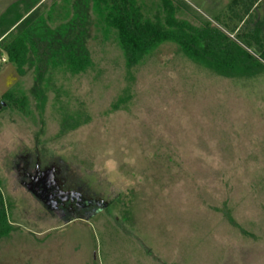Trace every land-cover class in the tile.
Here are the masks:
<instances>
[{
    "label": "rangeland",
    "instance_id": "rangeland-1",
    "mask_svg": "<svg viewBox=\"0 0 264 264\" xmlns=\"http://www.w3.org/2000/svg\"><path fill=\"white\" fill-rule=\"evenodd\" d=\"M232 2L133 0L218 72L172 40L135 53L109 0H0V41L29 39L19 68L0 44V264H264V0ZM37 165L100 204L52 211L22 184Z\"/></svg>",
    "mask_w": 264,
    "mask_h": 264
},
{
    "label": "trees",
    "instance_id": "trees-1",
    "mask_svg": "<svg viewBox=\"0 0 264 264\" xmlns=\"http://www.w3.org/2000/svg\"><path fill=\"white\" fill-rule=\"evenodd\" d=\"M259 1L260 0H233L230 9L232 10L231 12L236 16L239 15L238 12H242V14L245 15ZM108 4H110L112 7V12H117V19L124 31L127 43L135 53H148L160 42L164 40H172L179 43L182 49L188 55L201 59L202 62L206 63L208 68L218 72L227 71L229 69L228 64L232 63L231 59L228 61L227 59H220L215 53L209 50V47H206V45H202L200 48H198V41L193 35L187 34L182 30H167L163 25H159L157 27H153L152 25L149 26L147 20L145 21V19H143L140 14L136 13L135 10L132 9L133 0H109ZM18 21L19 22L16 23H19L18 26H20V31L22 29L21 26L30 20L25 18ZM236 26L237 25L234 27ZM149 27L154 28V30L150 29ZM11 29L12 28H6L1 33L3 35V38L0 41L2 46L1 49L8 56V61L19 68L26 62L23 53L28 49L27 40L29 41V39L26 40V35H12L14 30L10 31ZM10 36H12L11 39L9 38ZM77 37L78 36H73L71 41L68 42L69 53L67 54L73 62H86L88 60L86 55L87 53H85L86 51L84 47L80 46L83 40L80 39L81 35L78 38ZM74 50H77V52ZM244 52H246L247 55ZM244 52L239 54L230 52L226 53L225 55L232 56L233 60H235L237 64V61H240L239 63L244 62V64L251 62L252 60H250V53H248V51ZM243 59L244 61L242 62L241 60ZM9 229L10 224L8 222V212L3 194L0 189V238L4 236L9 231Z\"/></svg>",
    "mask_w": 264,
    "mask_h": 264
},
{
    "label": "flooded vegetation",
    "instance_id": "flooded-vegetation-1",
    "mask_svg": "<svg viewBox=\"0 0 264 264\" xmlns=\"http://www.w3.org/2000/svg\"><path fill=\"white\" fill-rule=\"evenodd\" d=\"M22 171L25 178L22 180L23 186L61 216L71 215V220L76 219L78 213L87 211L90 206L98 203L97 200L86 198L76 189L68 187L54 167L40 169L37 165L32 172L27 171L26 167Z\"/></svg>",
    "mask_w": 264,
    "mask_h": 264
},
{
    "label": "built area",
    "instance_id": "built-area-1",
    "mask_svg": "<svg viewBox=\"0 0 264 264\" xmlns=\"http://www.w3.org/2000/svg\"><path fill=\"white\" fill-rule=\"evenodd\" d=\"M6 61V59H2V62H5Z\"/></svg>",
    "mask_w": 264,
    "mask_h": 264
},
{
    "label": "water",
    "instance_id": "water-1",
    "mask_svg": "<svg viewBox=\"0 0 264 264\" xmlns=\"http://www.w3.org/2000/svg\"><path fill=\"white\" fill-rule=\"evenodd\" d=\"M98 204H100V202H98Z\"/></svg>",
    "mask_w": 264,
    "mask_h": 264
},
{
    "label": "crops",
    "instance_id": "crops-1",
    "mask_svg": "<svg viewBox=\"0 0 264 264\" xmlns=\"http://www.w3.org/2000/svg\"><path fill=\"white\" fill-rule=\"evenodd\" d=\"M5 59V58H4Z\"/></svg>",
    "mask_w": 264,
    "mask_h": 264
}]
</instances>
